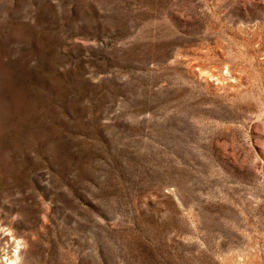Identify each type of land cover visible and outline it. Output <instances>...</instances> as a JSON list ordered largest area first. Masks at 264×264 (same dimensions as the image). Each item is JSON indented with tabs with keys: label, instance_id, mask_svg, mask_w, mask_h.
Listing matches in <instances>:
<instances>
[{
	"label": "rangeland",
	"instance_id": "obj_1",
	"mask_svg": "<svg viewBox=\"0 0 264 264\" xmlns=\"http://www.w3.org/2000/svg\"><path fill=\"white\" fill-rule=\"evenodd\" d=\"M13 254L264 264V0H0Z\"/></svg>",
	"mask_w": 264,
	"mask_h": 264
},
{
	"label": "bare ground",
	"instance_id": "obj_2",
	"mask_svg": "<svg viewBox=\"0 0 264 264\" xmlns=\"http://www.w3.org/2000/svg\"><path fill=\"white\" fill-rule=\"evenodd\" d=\"M18 259H19V254H13L12 256H3L0 259V264H17Z\"/></svg>",
	"mask_w": 264,
	"mask_h": 264
}]
</instances>
